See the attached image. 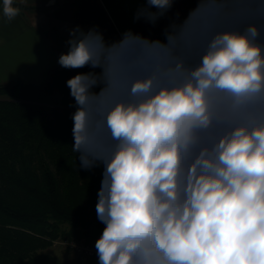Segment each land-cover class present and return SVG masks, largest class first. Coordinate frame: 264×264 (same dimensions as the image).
I'll list each match as a JSON object with an SVG mask.
<instances>
[{
  "label": "clouds",
  "instance_id": "1",
  "mask_svg": "<svg viewBox=\"0 0 264 264\" xmlns=\"http://www.w3.org/2000/svg\"><path fill=\"white\" fill-rule=\"evenodd\" d=\"M174 2L145 0L135 19ZM69 37L59 65L101 69L66 82L72 151L103 167L98 264H264V0H198L164 41Z\"/></svg>",
  "mask_w": 264,
  "mask_h": 264
},
{
  "label": "trees",
  "instance_id": "2",
  "mask_svg": "<svg viewBox=\"0 0 264 264\" xmlns=\"http://www.w3.org/2000/svg\"><path fill=\"white\" fill-rule=\"evenodd\" d=\"M90 71L101 69L57 65L43 85L22 77L0 84V264H78L46 250L58 238L102 234L96 203L103 167L85 171L72 151L75 108L66 83Z\"/></svg>",
  "mask_w": 264,
  "mask_h": 264
},
{
  "label": "crops",
  "instance_id": "3",
  "mask_svg": "<svg viewBox=\"0 0 264 264\" xmlns=\"http://www.w3.org/2000/svg\"><path fill=\"white\" fill-rule=\"evenodd\" d=\"M26 8L9 21L0 0V84L22 77L40 86L58 59L68 51L71 29L97 28L107 43L119 41L126 31L151 40L168 26L183 22L198 0H175L172 8L155 24L137 20L145 0H15ZM155 10V9H153Z\"/></svg>",
  "mask_w": 264,
  "mask_h": 264
},
{
  "label": "rangeland",
  "instance_id": "4",
  "mask_svg": "<svg viewBox=\"0 0 264 264\" xmlns=\"http://www.w3.org/2000/svg\"><path fill=\"white\" fill-rule=\"evenodd\" d=\"M66 229H68V226H65ZM66 238H58L53 241V245L48 248L46 251L51 252L55 256H57L60 260L66 262V263H78V264H89L90 262L98 263L96 260L92 259H86L82 260L80 257L75 253V251L69 249L64 242ZM82 240V239H87L89 241H94L95 240H90L88 238H75V237H69V240Z\"/></svg>",
  "mask_w": 264,
  "mask_h": 264
},
{
  "label": "built area",
  "instance_id": "5",
  "mask_svg": "<svg viewBox=\"0 0 264 264\" xmlns=\"http://www.w3.org/2000/svg\"><path fill=\"white\" fill-rule=\"evenodd\" d=\"M64 243L68 245L67 247L69 249L75 251L80 259H92L98 261L94 241H89L87 239L69 240V238H66Z\"/></svg>",
  "mask_w": 264,
  "mask_h": 264
}]
</instances>
